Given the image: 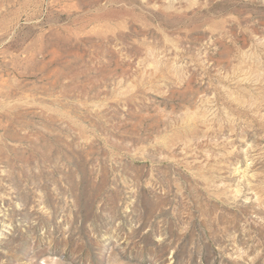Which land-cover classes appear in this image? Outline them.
<instances>
[{"label":"rangeland","instance_id":"obj_1","mask_svg":"<svg viewBox=\"0 0 264 264\" xmlns=\"http://www.w3.org/2000/svg\"><path fill=\"white\" fill-rule=\"evenodd\" d=\"M0 264H264V0H0Z\"/></svg>","mask_w":264,"mask_h":264}]
</instances>
